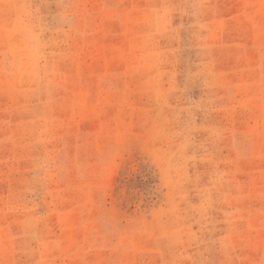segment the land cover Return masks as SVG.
I'll use <instances>...</instances> for the list:
<instances>
[{"label":"rangeland","instance_id":"obj_1","mask_svg":"<svg viewBox=\"0 0 264 264\" xmlns=\"http://www.w3.org/2000/svg\"><path fill=\"white\" fill-rule=\"evenodd\" d=\"M0 264H264V0H0Z\"/></svg>","mask_w":264,"mask_h":264}]
</instances>
